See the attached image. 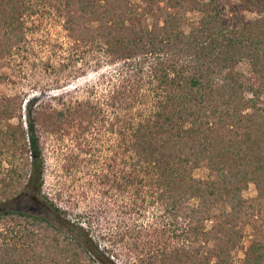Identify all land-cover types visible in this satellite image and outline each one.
<instances>
[{
    "label": "trees",
    "instance_id": "trees-1",
    "mask_svg": "<svg viewBox=\"0 0 264 264\" xmlns=\"http://www.w3.org/2000/svg\"><path fill=\"white\" fill-rule=\"evenodd\" d=\"M191 12L200 18L190 20ZM48 14L63 19L75 41L95 42L123 60L127 74L113 95L115 105L143 106L127 119L129 133L119 129L129 156L111 182L120 190L136 188L164 208L168 222L156 233L167 237L141 263L225 264L246 238L241 263L264 264V0H0V69L28 51L36 15ZM244 60L249 74L236 70ZM7 79L0 74V84ZM36 100L26 101L29 110ZM8 102L0 108L6 119L17 108L15 99ZM88 104H65L51 114L52 106L41 102L27 128L0 129V172L8 164L0 173L6 196L0 221H14L10 242L3 233L0 264H109L83 228L70 220L62 227L20 207L46 198L38 124H62L83 110L96 116L101 105ZM18 141L21 159L28 160L22 167ZM200 167L209 170L205 180L192 174ZM250 184L256 198L244 196ZM246 226L251 234L244 233Z\"/></svg>",
    "mask_w": 264,
    "mask_h": 264
},
{
    "label": "rangeland",
    "instance_id": "rangeland-1",
    "mask_svg": "<svg viewBox=\"0 0 264 264\" xmlns=\"http://www.w3.org/2000/svg\"><path fill=\"white\" fill-rule=\"evenodd\" d=\"M132 1L142 4V0ZM48 4L51 11L57 13L51 3ZM246 15L255 16L251 12ZM55 16L36 15L37 26L30 27L27 33L25 46L28 51L23 50L11 65L0 69V74L8 78V82L0 84V108H6L9 98L17 102L13 117H0V129L19 130L21 124L27 128L30 115L37 118L36 106L41 102L52 106L51 114L54 107L61 109L69 103L77 108L87 102L98 103L101 107L96 116L88 117L82 109V114L76 113L62 124L52 123L51 119L44 125L38 124L46 158L43 187L46 198L32 205L20 203V207L38 213L56 225L62 226L70 220L83 228L82 232L92 239L98 252L109 258V264H142L141 260L157 251L161 240L167 237L161 232L156 233L165 227L164 222H168L164 208L148 195L144 200L136 188L120 190L111 186V182L113 184L116 179V168L129 156L126 146L120 144L119 129L129 133L128 122L134 110L137 112L143 106L139 104L131 109L127 101L123 106L115 105L113 95L127 74L128 66L121 59L109 57L95 42L75 41L64 28L63 19ZM200 16L196 12L189 13L190 20ZM148 18V22H152L153 18ZM185 28L189 29L188 26ZM236 70L249 74L250 64L244 60ZM149 86L147 83L142 87L143 94ZM33 97L37 99L36 104L29 110L26 101ZM20 144L18 141L19 158L16 160L22 167L28 160L21 159ZM9 154L12 159V153ZM7 168L5 163L0 173ZM208 173L204 167L192 169L193 176L200 180L207 179ZM106 175L109 178L104 181ZM257 195L254 184L244 191L246 198H256ZM5 197L0 194V202ZM197 202L196 198L190 200L194 206ZM18 206L17 203L15 207ZM13 222L0 221V245L6 242L3 233L8 234V241L12 238ZM210 225L207 222V227ZM78 230L76 228L72 234ZM244 233L251 234V227H244ZM247 240L245 238L243 244L232 249L225 264H242Z\"/></svg>",
    "mask_w": 264,
    "mask_h": 264
}]
</instances>
